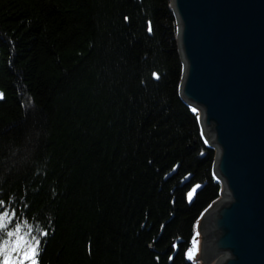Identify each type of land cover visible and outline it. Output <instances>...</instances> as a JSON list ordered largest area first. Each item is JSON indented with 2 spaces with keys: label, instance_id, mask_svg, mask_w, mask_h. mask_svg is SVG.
Returning <instances> with one entry per match:
<instances>
[{
  "label": "trees",
  "instance_id": "1",
  "mask_svg": "<svg viewBox=\"0 0 264 264\" xmlns=\"http://www.w3.org/2000/svg\"><path fill=\"white\" fill-rule=\"evenodd\" d=\"M176 37L170 0H0V243L21 225L38 264H195L221 184Z\"/></svg>",
  "mask_w": 264,
  "mask_h": 264
},
{
  "label": "water",
  "instance_id": "2",
  "mask_svg": "<svg viewBox=\"0 0 264 264\" xmlns=\"http://www.w3.org/2000/svg\"><path fill=\"white\" fill-rule=\"evenodd\" d=\"M179 93L199 112L220 196L202 213L206 264H264V0H170Z\"/></svg>",
  "mask_w": 264,
  "mask_h": 264
},
{
  "label": "snow or ice",
  "instance_id": "3",
  "mask_svg": "<svg viewBox=\"0 0 264 264\" xmlns=\"http://www.w3.org/2000/svg\"><path fill=\"white\" fill-rule=\"evenodd\" d=\"M189 195H191V193H189ZM3 203V201H0V206H2ZM4 216L5 213L0 212V226L3 225ZM7 235L14 237V239L10 241L13 247L10 251H8L7 245L0 243V255L7 252V255H4V259L0 261V264H25V261H29L30 264H38L36 260L38 251L37 246L30 243L27 237L22 234L21 225H17L15 229L12 232H8ZM193 245H195V241L193 242ZM194 251V246L187 250L186 255L188 258L191 259L193 257ZM12 252L22 254V258H13L11 255Z\"/></svg>",
  "mask_w": 264,
  "mask_h": 264
},
{
  "label": "rangeland",
  "instance_id": "4",
  "mask_svg": "<svg viewBox=\"0 0 264 264\" xmlns=\"http://www.w3.org/2000/svg\"><path fill=\"white\" fill-rule=\"evenodd\" d=\"M12 240H10V241H12ZM194 241H195V245H193V246L195 247V251H194L193 257L191 259L195 262V264H206L200 258V253H201L200 249H201V245H202L203 241H202V233L199 230V222H198V224L196 226V233H195ZM12 247H13V245L9 242V244L7 245L8 251H10L12 249ZM6 253H5V255H7ZM16 253L17 252H12L11 253L13 258H22V254H19V253L16 254ZM25 264H30V262L29 261H25ZM210 264H213V263L211 262Z\"/></svg>",
  "mask_w": 264,
  "mask_h": 264
}]
</instances>
